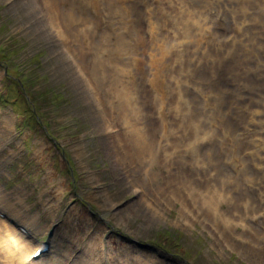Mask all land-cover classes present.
<instances>
[{
	"label": "rangeland",
	"instance_id": "obj_1",
	"mask_svg": "<svg viewBox=\"0 0 264 264\" xmlns=\"http://www.w3.org/2000/svg\"><path fill=\"white\" fill-rule=\"evenodd\" d=\"M0 46V93L26 80L56 138L0 99V194L36 240L94 264H264V0H0Z\"/></svg>",
	"mask_w": 264,
	"mask_h": 264
},
{
	"label": "bare ground",
	"instance_id": "obj_2",
	"mask_svg": "<svg viewBox=\"0 0 264 264\" xmlns=\"http://www.w3.org/2000/svg\"><path fill=\"white\" fill-rule=\"evenodd\" d=\"M250 62V61H249ZM246 63V62H244ZM249 64V63H248ZM253 64L252 62H250V66H247L248 67V71H247V74L250 75V72H251V75L252 76H255L256 75V78L257 77V74H259V72L257 71H254L255 68L253 67ZM244 66H246L244 64ZM260 70V69H258ZM262 72V71H261ZM264 73V72H263ZM262 73V74H263ZM233 74V73H232ZM246 74V75H247ZM264 75V74H263ZM230 76V75H229ZM233 76V75H232ZM245 76V75H244ZM243 76V77H244ZM237 77V76H236ZM262 77V76H261ZM247 79V78H245ZM253 79V78H252ZM261 79V78H260ZM236 80V79H235ZM238 80V79H237ZM247 80H245L246 82ZM262 82V80H260ZM234 82V81H233ZM240 82H244V81H240ZM239 82V83H240ZM242 84V83H240ZM249 84V83H248ZM246 86V84L243 83L242 86ZM252 85V84H251ZM249 87V86H247ZM251 87H254V85H252ZM250 87V88H251ZM260 88H261V85H260ZM238 90V89H237ZM252 90V89H251ZM242 91V90H241ZM259 92V91H258ZM257 91H253L252 92H245L242 96L240 94V100L242 97H252L253 99L256 98L258 96V93ZM243 93V92H242ZM260 93V92H259ZM261 98L264 96V91L261 89ZM238 94V92H237ZM257 95V96H256ZM237 97V96H236ZM237 97V98H238ZM258 99V98H257ZM249 101V100H248ZM260 101V100H259ZM255 102V101H254ZM258 102V101H257ZM255 102V103H257ZM261 103V102H260ZM264 102H262L261 104H263ZM240 104V103H239ZM248 104V103H247ZM259 104V103H258ZM245 105V104H244ZM256 105V104H254ZM264 105V104H263ZM246 106V105H245ZM248 106V105H247ZM259 106V105H257ZM240 107V106H239ZM240 109V108H239ZM242 109V108H241ZM240 109V116L241 114H243V112L241 111ZM244 110V109H243ZM248 110V109H247ZM258 111V109H256ZM246 111V110H244ZM250 111V110H249ZM261 111V110H260ZM259 111V113H261ZM237 112V111H236ZM233 113V112H232ZM247 113V112H246ZM254 113V112H253ZM256 113V112H255ZM5 114V113H4ZM235 114V113H234ZM258 114V112H257ZM236 115V114H235ZM261 115V114H260ZM6 116V115H5ZM3 116V117H5ZM243 117V116H241ZM246 118V117H245ZM241 120V119H240ZM4 121L8 122L9 121V117H6V119H4ZM246 120H244L245 122ZM5 122V123H6ZM10 122V121H9ZM242 123V122H241ZM247 123V122H246ZM9 124V123H8ZM255 124V123H254ZM251 125V124H250ZM262 125V124H261ZM9 126V125H8ZM243 126V125H242ZM246 126V125H245ZM247 127V126H246ZM245 127V128H246ZM258 127V126H257ZM263 128V127H262ZM6 129V128H5ZM8 129V128H7ZM258 129V128H257ZM261 129V128H260ZM262 130V129H261ZM264 130V128H263ZM4 131V130H3ZM256 131V130H255ZM258 131V130H257ZM1 132V131H0ZM262 132V131H261ZM264 133V132H263ZM222 135V134H221ZM231 136V135H230ZM233 136V135H232ZM223 137V136H222ZM233 138V137H232ZM222 139V138H221ZM224 139V137H223ZM222 139V140H223ZM136 141V140H135ZM138 143V142H137ZM143 145V143H142ZM141 150H143V148H137L135 147V152L136 153H139ZM264 154V153H263ZM214 191V190H213ZM204 199V198H203ZM205 201H208V200H205ZM212 201V200H211ZM209 204V203H208ZM212 205H214L213 203H211ZM7 214V215H6ZM33 220V219H32ZM15 221L16 222H20L22 224H24V219L23 217L20 215V213L15 210V208L10 204V203H7V201L2 197V195L0 194V244H1V247L3 249V253L7 255V259L4 260L5 261V264H26L25 262V259H29L30 257H33V253L35 251V249L40 246L41 244H37L31 248L28 244H26L28 242V240H25V237L23 236V234L21 233V231L18 230V228L15 226ZM33 223H29V224H26L27 226H32ZM29 231V230H28ZM30 232V231H29ZM31 233V232H30ZM32 234V233H31ZM25 243H24V242ZM27 241V242H26ZM51 245V244H50ZM57 247V246H56ZM91 247V246H90ZM89 247V248H90ZM58 248V247H57ZM17 249V251H15ZM55 250V248H53ZM84 251V250H83ZM52 252V251H51ZM53 253V252H52ZM85 253V252H84ZM45 256V255H44ZM53 257V256H52ZM4 258V257H3ZM51 258V257H50ZM53 259V258H52ZM41 260L38 259L37 261H35L33 264H37L38 262H40ZM45 261H48V260H45ZM58 263L56 262H53L54 264H61L60 261L58 260L57 261ZM41 264H44L43 262H40ZM62 263H65L64 261H62ZM48 264V262H47ZM78 264V263H77ZM80 264V263H79Z\"/></svg>",
	"mask_w": 264,
	"mask_h": 264
}]
</instances>
